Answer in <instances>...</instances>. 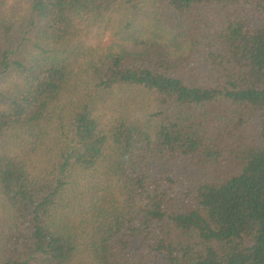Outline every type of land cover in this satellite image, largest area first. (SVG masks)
I'll return each mask as SVG.
<instances>
[{"label":"trees","instance_id":"1","mask_svg":"<svg viewBox=\"0 0 264 264\" xmlns=\"http://www.w3.org/2000/svg\"><path fill=\"white\" fill-rule=\"evenodd\" d=\"M0 264H264V0H0Z\"/></svg>","mask_w":264,"mask_h":264}]
</instances>
